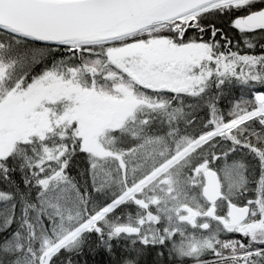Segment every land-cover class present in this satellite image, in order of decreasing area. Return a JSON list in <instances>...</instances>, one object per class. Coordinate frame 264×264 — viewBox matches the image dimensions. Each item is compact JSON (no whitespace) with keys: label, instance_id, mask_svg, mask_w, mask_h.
Segmentation results:
<instances>
[{"label":"snow or ice","instance_id":"obj_1","mask_svg":"<svg viewBox=\"0 0 264 264\" xmlns=\"http://www.w3.org/2000/svg\"><path fill=\"white\" fill-rule=\"evenodd\" d=\"M0 264H264V0H0Z\"/></svg>","mask_w":264,"mask_h":264}]
</instances>
